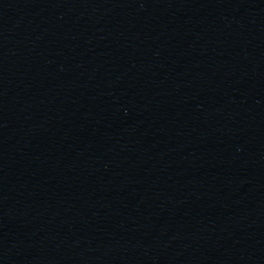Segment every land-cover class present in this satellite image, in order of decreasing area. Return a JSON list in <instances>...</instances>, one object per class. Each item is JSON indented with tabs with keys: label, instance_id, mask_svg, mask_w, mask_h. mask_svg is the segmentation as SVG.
<instances>
[{
	"label": "water",
	"instance_id": "1",
	"mask_svg": "<svg viewBox=\"0 0 264 264\" xmlns=\"http://www.w3.org/2000/svg\"><path fill=\"white\" fill-rule=\"evenodd\" d=\"M0 264H264V0H0Z\"/></svg>",
	"mask_w": 264,
	"mask_h": 264
}]
</instances>
